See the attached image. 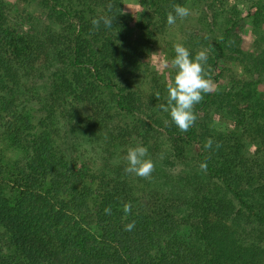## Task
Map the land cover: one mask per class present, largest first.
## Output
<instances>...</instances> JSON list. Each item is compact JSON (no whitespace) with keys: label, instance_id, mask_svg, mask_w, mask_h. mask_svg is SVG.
<instances>
[{"label":"trees","instance_id":"obj_1","mask_svg":"<svg viewBox=\"0 0 264 264\" xmlns=\"http://www.w3.org/2000/svg\"><path fill=\"white\" fill-rule=\"evenodd\" d=\"M139 1L140 20L122 0H31L39 11L20 23L0 0V264H264V49L231 50L234 23L208 8L184 47L205 50V78L219 71L228 85L202 94L182 132L158 108L168 83L151 58L167 13L187 0ZM235 2L264 41V0ZM103 14L112 27L94 28ZM211 109L232 129L213 131ZM138 145L149 179L124 171Z\"/></svg>","mask_w":264,"mask_h":264},{"label":"rangeland","instance_id":"obj_2","mask_svg":"<svg viewBox=\"0 0 264 264\" xmlns=\"http://www.w3.org/2000/svg\"><path fill=\"white\" fill-rule=\"evenodd\" d=\"M6 3L14 13L18 14L20 23L24 17L28 19L30 14L37 15V11H39L38 8L31 6V0H6ZM235 5V0H187L185 7L190 9V15L183 20H178L175 25L169 26L158 37V44L154 48L151 58L152 71L159 75L164 82L166 81L168 85L174 82L177 70L171 66V60L175 56L173 45L180 43L184 46L185 42L192 35L196 34L195 29H200L203 19H206L205 15L209 13L208 8L211 6L225 13L234 23L230 26V29L234 36L238 35L240 37V42L234 44L235 40L232 39L229 43L231 50L236 49L243 53H254L256 46L264 49V41L261 37L262 32L254 26L252 16L248 14L249 11L247 12L243 5H239V10L242 13L235 18L233 14V7ZM122 12L128 17L139 18L140 20V14L146 12V10L141 7L139 0H122ZM261 29L264 30V24L261 25ZM165 61H167V64H165ZM221 69L242 75L244 66L241 62L236 64L233 61L224 60ZM225 71L224 74L227 75ZM213 75L215 77L212 80L213 90L217 88L222 89L228 85L227 79L218 80L219 71L213 72ZM257 92L264 100V82L257 85ZM210 117V125L213 131L225 132L232 129V123L226 121L218 110L211 109ZM1 142L0 139V147H2ZM3 153L9 159L15 158L18 154L16 151L10 149H3ZM7 241L8 253H13L10 241L8 239Z\"/></svg>","mask_w":264,"mask_h":264},{"label":"clouds","instance_id":"obj_3","mask_svg":"<svg viewBox=\"0 0 264 264\" xmlns=\"http://www.w3.org/2000/svg\"><path fill=\"white\" fill-rule=\"evenodd\" d=\"M111 8L112 5L109 3L107 10L110 12ZM189 15V8L173 4L172 11L167 13V24L169 26L175 25L177 18L183 20ZM113 22V18L107 14L100 15L91 21L96 29H99L101 24L105 28H111ZM173 48L175 56L171 60V66L177 71L174 82L167 86L168 98L166 104H160L158 108L170 115L172 123L180 131L187 132L197 120L193 110L194 106L203 100L202 94H207L213 90L212 81L205 78L207 72L203 67L207 63L208 56L205 50H201L197 52L194 58H191L189 50L180 43L174 44ZM165 64H167V61H165ZM212 143L213 141L209 139L205 142L204 147L211 149ZM217 147H219L218 144ZM123 159L127 165L124 168L126 174L149 179L155 170L152 159L148 157V149L144 146L129 147ZM200 168L206 170V162L201 163ZM104 211L106 215H111L112 213L111 207L105 208ZM123 211L126 215L131 213L132 205L130 202L123 205ZM134 228L135 221L124 226L125 231H132Z\"/></svg>","mask_w":264,"mask_h":264}]
</instances>
